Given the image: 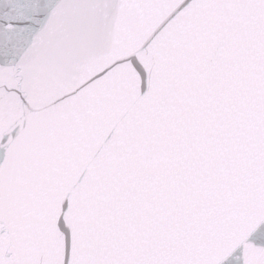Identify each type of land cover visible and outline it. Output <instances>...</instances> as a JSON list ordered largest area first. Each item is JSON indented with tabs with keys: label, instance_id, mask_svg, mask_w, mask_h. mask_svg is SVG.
<instances>
[{
	"label": "snow or ice",
	"instance_id": "6c2138e0",
	"mask_svg": "<svg viewBox=\"0 0 264 264\" xmlns=\"http://www.w3.org/2000/svg\"><path fill=\"white\" fill-rule=\"evenodd\" d=\"M0 264H264V0H0Z\"/></svg>",
	"mask_w": 264,
	"mask_h": 264
}]
</instances>
